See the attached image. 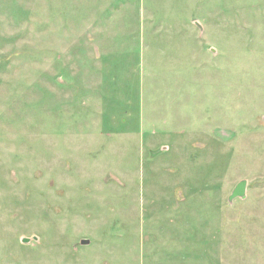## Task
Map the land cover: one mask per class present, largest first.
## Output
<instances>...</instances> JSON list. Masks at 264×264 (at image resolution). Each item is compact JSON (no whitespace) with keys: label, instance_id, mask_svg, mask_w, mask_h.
<instances>
[{"label":"rangeland","instance_id":"374dc122","mask_svg":"<svg viewBox=\"0 0 264 264\" xmlns=\"http://www.w3.org/2000/svg\"><path fill=\"white\" fill-rule=\"evenodd\" d=\"M0 264H264V0H0Z\"/></svg>","mask_w":264,"mask_h":264},{"label":"water","instance_id":"95a60500","mask_svg":"<svg viewBox=\"0 0 264 264\" xmlns=\"http://www.w3.org/2000/svg\"><path fill=\"white\" fill-rule=\"evenodd\" d=\"M246 192H247V181L246 180H243L241 181L240 183L237 184L234 192L232 193L231 197H230V200H233L234 198H238V197H246ZM31 240L30 239H26L24 238L23 239V242H30ZM82 244H87L88 241L86 240H83L81 242Z\"/></svg>","mask_w":264,"mask_h":264}]
</instances>
